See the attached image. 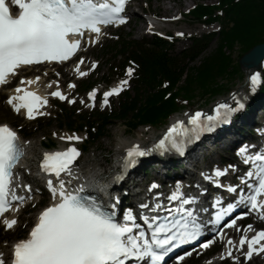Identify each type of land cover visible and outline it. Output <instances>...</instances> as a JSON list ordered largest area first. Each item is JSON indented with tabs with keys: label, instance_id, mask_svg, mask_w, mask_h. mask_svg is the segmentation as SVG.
Returning a JSON list of instances; mask_svg holds the SVG:
<instances>
[{
	"label": "snow or ice",
	"instance_id": "obj_1",
	"mask_svg": "<svg viewBox=\"0 0 264 264\" xmlns=\"http://www.w3.org/2000/svg\"><path fill=\"white\" fill-rule=\"evenodd\" d=\"M125 4L126 0H11V5L18 6V13L14 15L9 3L0 0V84L6 83L8 76L15 75L21 66L69 60L81 46V39L86 32L94 33L92 42H96L102 34V25L125 23L127 17L122 14ZM96 66L97 62L93 61L91 68ZM75 70L81 77L87 75L79 64ZM133 72L134 69L129 67L127 76L131 77ZM250 81L254 92L261 83L260 73L251 74ZM24 82L22 77L20 84L23 85ZM27 83L32 84L34 81L28 80ZM128 83V79L121 80L117 86L105 91L101 107L108 106V98L119 94ZM68 86L75 87L71 83ZM21 91V87L17 86L15 94L7 100L16 112L25 109L29 119L46 114L37 107L38 104H48L46 98L27 90L21 95ZM96 92L97 89L94 88L87 94L89 100L95 99ZM50 95L60 100L67 99L70 104L75 103L74 98L69 99L59 88ZM233 99L234 105L217 104L212 115L196 111L188 117L187 122L177 120L150 149L138 143L127 147L121 157L115 180H123L139 159L150 152L174 151L183 155L189 143L230 122L234 115L245 108L241 98ZM89 106L94 107L95 104ZM60 139L80 141L83 137L70 134L61 136ZM261 149L249 152V146L246 145L238 152L243 163L250 165V169L240 178L241 184H246L247 192L241 187L232 201L225 204L224 198L217 196L211 204L214 212L208 224L213 226L211 230L221 239L224 234L222 230L217 232L215 225L229 217L240 204L247 205L249 211L229 219L224 227L236 226L237 220L250 212H256L259 218L264 219V146ZM24 154V145L17 133L7 124H0V217L14 207L18 210L20 204L31 198L30 195L21 196L16 192L17 187H23L31 193L30 186L20 183L19 173L14 172ZM80 156V150L72 144L61 151L43 153L39 168L46 174H54L56 181L54 183L52 178L46 181L52 202L38 213V219L26 238L19 239L12 245L10 264H164L165 258L174 249L197 241L207 231L206 225L199 219V213L207 212L208 209H197L195 205L198 197L185 196L179 184L167 197L171 207L163 209L160 202L152 206L166 211L163 220L159 215H141L143 224L137 222V216L131 208L118 215V195H111L105 201L95 188L88 191L83 184L75 188L67 187L71 179L65 180L62 174L71 178L74 162ZM225 175L227 169L216 168L213 175L204 178L229 193H237L236 185L220 183L218 178ZM103 178L102 176L101 179ZM249 179H253V183L247 184ZM157 187L153 183L149 190ZM156 195L159 197L161 194ZM139 207L150 209L144 203ZM17 223L15 217L3 219L4 227L9 230ZM252 229L251 224L243 228L238 245L228 238L226 252L221 258H231L236 262L243 257L250 261L255 254L264 253V230L255 231L248 236L247 233ZM237 230L241 231L239 228ZM215 241L216 236L204 242L201 248L207 249ZM234 248L240 252V256L234 254ZM191 254L186 252L177 259L183 261L185 256ZM0 264H8L2 252Z\"/></svg>",
	"mask_w": 264,
	"mask_h": 264
},
{
	"label": "trees",
	"instance_id": "obj_2",
	"mask_svg": "<svg viewBox=\"0 0 264 264\" xmlns=\"http://www.w3.org/2000/svg\"><path fill=\"white\" fill-rule=\"evenodd\" d=\"M222 3L224 6L227 5L225 27L216 51L206 56L199 66L190 67L181 66L175 59H172L166 53V45L162 41L155 42L156 50L144 49L142 56L146 66L143 76L144 86L137 90L134 97H127L118 117L102 116L104 125L100 128L98 140L105 135L109 125L116 123L115 119L121 120L127 125L129 131L135 132L141 124L157 125L164 122L171 112L177 110L176 98L179 93L174 94L173 98L166 101L162 100L166 91L158 94L152 93L154 87L161 84V77L170 80L171 87L183 82L180 91L184 95H180L189 100L194 96L196 89L202 88L209 93L213 87L212 84L218 78L225 76L231 78L236 75L239 70L234 67L231 55L234 48L239 46L243 51H248L256 44L264 42V0H222ZM212 12L213 9L200 6L195 14L203 16ZM207 43L200 40L194 41L189 56L191 61H195L208 48ZM136 45V41L124 40L111 45L110 49L125 53ZM184 58L188 59L185 54ZM216 89L212 93H216ZM64 124L72 125L60 120V125Z\"/></svg>",
	"mask_w": 264,
	"mask_h": 264
},
{
	"label": "rangeland",
	"instance_id": "obj_3",
	"mask_svg": "<svg viewBox=\"0 0 264 264\" xmlns=\"http://www.w3.org/2000/svg\"><path fill=\"white\" fill-rule=\"evenodd\" d=\"M150 3H151V10L152 11H156L158 13H160L161 15L163 16H172V14L175 13L176 9H180L184 12L186 9L190 8L191 6H193L195 3H198V2H204V3H211V2H216L217 0H149ZM140 7L142 8L143 5H140ZM135 22H136V25H135ZM177 28H181V29H184V30H187L189 31L190 29L192 28H195L198 35L200 34H203L204 33V29L199 26V25H195V24H181L180 26H178ZM144 29H145V22H144V19L143 17L140 15V14H137L135 17H134V22L132 23V25L126 29H124L123 33L124 35H132L134 39L136 40H141L145 35H143V32H144ZM216 30V28H215ZM217 44H218V39L215 38L213 40V42L210 44V49L209 51L207 52L206 55L208 54H211L213 53L216 48H217ZM183 46H187V42H184L183 43ZM174 53H178L180 51H182L181 48H178L176 46V48L173 49ZM100 52V51H99ZM239 52H241V48L238 47L236 48V53L234 54V58L237 59L239 57ZM96 58L100 59L101 57L100 56H97L95 54ZM102 66H103V71L106 72V68H107V65L105 63V59L103 58L102 59ZM101 75H99L100 77ZM246 78V77H245ZM244 79H239L237 81H234V82H237L233 87L232 89V92L234 93L235 91L234 90H238V89H242L243 86L245 85L244 84ZM233 82V83H234ZM229 82L228 81H225V85H227ZM230 85V83L228 84ZM203 91L201 89H197L196 90V94H199V93H202ZM233 93H229L227 95H224V96H221L220 98L214 100V102L220 100V99H226V98H230L231 95ZM212 98L210 97H205L204 99H200V97L198 96L196 99H195V102H196V106H193L194 108H205L206 106H210L211 104L213 103H208ZM207 101V102H205ZM2 123H11L15 126H19L18 124L21 123L22 124V121L19 117H16L12 114V112L8 109V107L2 103H0V124ZM52 124V126H48L46 127V131L45 133L46 134H49L50 135V138L52 140H55L56 144H57V140L55 138V136L53 135V132H55L57 130V126H56V123L53 122V123H49V125ZM26 129L27 128H34V126H32V124H26ZM148 130V128H139L134 134H131L127 131V129L125 128L124 124H122L121 122H116L115 124H113L112 126L108 127L107 128V132H106V135L103 139H101L93 148H91V150L87 153H85L84 157L82 158L83 162L85 163V165H93L95 166V164H100L104 167H107L110 163L107 162L106 160V157H113L117 154V152L120 150V147H117L118 146V143H117V140L118 139H122V140H128V141H134L138 138L139 136V133L142 131V130ZM154 132H156L157 130L153 129ZM153 130L152 129H149V133L147 135H145V137L143 138L144 140H147L148 138H150V136L152 135L153 133ZM121 132H124L125 134L121 133ZM37 134V135H36ZM36 134L29 138V139H32V141L34 142H37L40 143L39 141L42 140V136L41 134H38V132H36ZM116 135H120L121 138H116ZM214 148H218L217 150H222V151H226V143H221L220 145L218 144H214ZM37 150H38V147H37ZM208 155L210 154L209 151H207ZM215 160L217 159V155L216 156H213L212 160ZM144 174H145V170L142 169L141 170V174H140V178L144 177ZM156 172H152V176H155ZM34 212H35V209H34V206L30 207L29 210L26 212V214H33L34 216ZM32 215L30 216H25V215H22L20 216V220H21V223H20V227L18 228V231L16 232H4V236L6 238H8L9 241H14L15 239L19 238L18 236V232L24 228V224H25V221L26 219H32L33 218ZM24 237V235H23ZM1 242V241H0ZM1 248L4 249V251H7V243L6 241H3L1 242L0 244ZM198 262H196L197 264ZM254 264H260L258 262L254 263Z\"/></svg>",
	"mask_w": 264,
	"mask_h": 264
},
{
	"label": "bare ground",
	"instance_id": "obj_4",
	"mask_svg": "<svg viewBox=\"0 0 264 264\" xmlns=\"http://www.w3.org/2000/svg\"><path fill=\"white\" fill-rule=\"evenodd\" d=\"M116 138H121V136L120 135H116ZM225 142V140L223 139V140H221V141H219L217 144L218 145H220L221 143H224ZM133 142H129V141H127V140H122V139H120V145L123 147V146H128V145H130V144H132ZM226 143V145H228V144H230V142L229 141H226L225 142ZM26 144V143H25ZM26 146V148L28 149V154H27V159H26V162H25V165L28 167V168H30V167H32L33 168V166H34V164H35V162H34V159H35V150H36V147H37V144L36 143H34V142H32L31 144H30V146H27V144L25 145ZM115 166V165H114ZM77 167H78V169H77V171H76V173H77V177L78 178H81V176L83 175V177H82V180H90V179H95V178H98L99 176H101V175H106L107 173H108V171L107 170H111V167L109 166V167H102V166H100V164H95V166L93 167V168H90L87 172H85V173H83V174H80L79 172L81 171V169H83L82 168V162H78L77 163ZM113 167V166H112ZM79 173V174H78ZM91 181V180H90ZM15 230V228L12 230V231H14ZM0 252H4L3 250H1L0 249Z\"/></svg>",
	"mask_w": 264,
	"mask_h": 264
},
{
	"label": "water",
	"instance_id": "obj_5",
	"mask_svg": "<svg viewBox=\"0 0 264 264\" xmlns=\"http://www.w3.org/2000/svg\"><path fill=\"white\" fill-rule=\"evenodd\" d=\"M264 60V44L257 45L242 56L240 63L245 68H257Z\"/></svg>",
	"mask_w": 264,
	"mask_h": 264
}]
</instances>
